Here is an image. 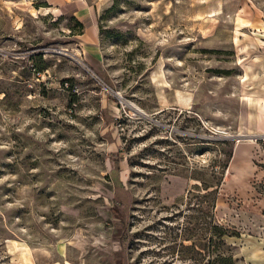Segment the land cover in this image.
<instances>
[{
	"label": "rangeland",
	"instance_id": "1",
	"mask_svg": "<svg viewBox=\"0 0 264 264\" xmlns=\"http://www.w3.org/2000/svg\"><path fill=\"white\" fill-rule=\"evenodd\" d=\"M219 253L264 264V0H0V264Z\"/></svg>",
	"mask_w": 264,
	"mask_h": 264
},
{
	"label": "trees",
	"instance_id": "2",
	"mask_svg": "<svg viewBox=\"0 0 264 264\" xmlns=\"http://www.w3.org/2000/svg\"><path fill=\"white\" fill-rule=\"evenodd\" d=\"M232 156V154L230 153L229 154V157H231ZM225 168L226 167H224L223 168V170H222V172H220V173H218V174H220V175H222L223 176V172H224V170H225ZM210 187L209 186H207V185H205V191H206V195H205V197H207V199H208V197L209 196H211V194H212V192H210ZM209 202H211V200L210 201H207V203H209ZM209 207V206H208ZM207 207V208H208ZM214 202H212V205L210 206V208H208L207 210H206V217L208 218L209 217V214L210 213H212L213 214V210H214ZM214 223V222H213ZM207 227H208V224H207ZM211 228V227H210ZM213 229L214 230H216V232L218 231V230H220L221 232H222V228H221V226L220 225H218L217 223H215L214 225H213ZM218 236V239H221L222 237V235H219L218 233H214V235H212L211 237H210V239H209V242H210V244H212V243H214V238L215 237H217ZM220 242H222V240H220ZM216 245H220L219 244V242H218V244H216ZM210 264H233V262H232V258H231V256H228V255H226L225 253H219L217 256H216V258L213 260V261H211V262H209Z\"/></svg>",
	"mask_w": 264,
	"mask_h": 264
},
{
	"label": "bare ground",
	"instance_id": "3",
	"mask_svg": "<svg viewBox=\"0 0 264 264\" xmlns=\"http://www.w3.org/2000/svg\"><path fill=\"white\" fill-rule=\"evenodd\" d=\"M47 13H48V10H45L43 15H45V14H47Z\"/></svg>",
	"mask_w": 264,
	"mask_h": 264
}]
</instances>
